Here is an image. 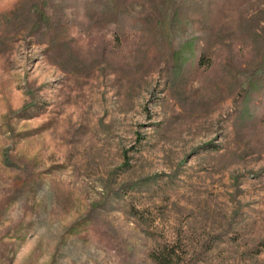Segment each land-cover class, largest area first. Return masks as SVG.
Returning <instances> with one entry per match:
<instances>
[{
    "label": "rangeland",
    "instance_id": "1",
    "mask_svg": "<svg viewBox=\"0 0 264 264\" xmlns=\"http://www.w3.org/2000/svg\"><path fill=\"white\" fill-rule=\"evenodd\" d=\"M31 1L0 0V264H264V101L235 100L264 0H49L38 32Z\"/></svg>",
    "mask_w": 264,
    "mask_h": 264
},
{
    "label": "trees",
    "instance_id": "2",
    "mask_svg": "<svg viewBox=\"0 0 264 264\" xmlns=\"http://www.w3.org/2000/svg\"><path fill=\"white\" fill-rule=\"evenodd\" d=\"M210 1V0H208ZM226 1V0H221ZM185 0H176L175 3V14H177L179 17L182 13H184L183 5ZM50 1L49 0H33L28 4V11L31 15L32 22H31V32H38L42 28H50V25L52 23V14L49 12L50 7ZM172 4V3H171ZM174 5V3H173ZM166 8V13L172 11V6ZM171 10V11H169ZM261 18H264V11L260 10L256 15L252 16L251 19L245 21L246 28H250L253 24H257L258 21L261 20ZM163 19V18H162ZM159 28L163 29V23L160 21L158 24ZM178 53H175L177 55ZM263 54V53H261ZM264 56V54H263ZM262 56V57H263ZM251 78H249L248 75H246L245 79L247 86L240 85V90L235 98V100L243 101L244 103H248L250 101L254 100V95L257 93L258 95H261L263 98L260 100L259 103L264 101V58L259 60V63L252 69L251 71ZM258 101V100H257ZM258 107V106H257ZM141 186V183H132L127 187V190H133L137 187ZM115 194H119L120 189H114L112 190ZM117 192V193H116ZM234 221V217L232 218ZM233 222H231L232 224ZM220 235H217L216 237H219ZM214 237V238H216ZM153 257L159 261L160 264H165L160 257H156V254H153ZM193 264V261H192Z\"/></svg>",
    "mask_w": 264,
    "mask_h": 264
}]
</instances>
